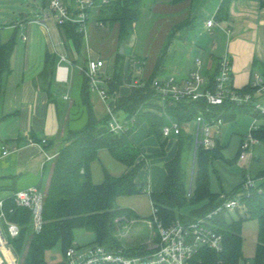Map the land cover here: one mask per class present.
<instances>
[{
	"label": "trees",
	"instance_id": "trees-1",
	"mask_svg": "<svg viewBox=\"0 0 264 264\" xmlns=\"http://www.w3.org/2000/svg\"><path fill=\"white\" fill-rule=\"evenodd\" d=\"M184 1L187 0H171V3L179 4ZM226 5V1L221 5L217 19L226 17ZM142 7L143 0H112L109 5L101 8L98 19L104 23L117 24L120 46L126 45L141 18ZM61 27L66 39H71L77 52L83 55V34L77 30L76 25L66 24ZM17 37L18 30L6 42H2L0 36V123L10 116L3 113L2 100L7 78L12 73L11 60ZM125 58L126 54L119 51L115 71L106 85L110 95L116 94L125 81H132ZM135 58L140 59L138 56ZM55 63L56 57L48 54L43 73L47 80L55 75ZM217 74L218 63L215 70L208 74V89L212 91L215 89ZM156 78L161 77L155 74L147 76L144 78L146 81L144 87H133L129 95L116 98L115 111L137 119L129 130L121 134L110 131L108 113L102 117L96 114L87 76H83L79 93L74 96L76 100L71 104L55 100L62 123L63 116L67 114L71 115L74 121L80 122V125L73 128L69 121L65 128L64 123L62 124L64 126L62 146L52 161L50 177L48 181L43 180L38 185L45 194L41 230L36 231L33 228L32 210L19 206L13 197L7 199L5 203L8 218L20 227V235L11 242L20 264H47L46 252L57 245L61 246L66 255L68 249L74 245L76 229H84L94 234L92 246L99 245L110 251L122 250L125 254L133 256L148 252L149 245L132 248L122 245L121 227L124 223H131L137 215L130 208L119 207L117 200L120 197H131L145 192L144 186L138 184L136 180L140 170L153 155L143 154L132 139V135L140 126L143 124L148 126V135L156 137L160 143V156L166 154L168 138L164 137L162 127L166 124L167 117L161 114L162 108L155 102L157 93L151 87V82ZM255 91L256 88L251 85L241 90L243 93L251 94H255ZM244 113L264 120V114L255 112L253 104L237 105L229 100L221 106H209L204 99H185L166 110L167 116L181 126L192 123L199 115L206 118L221 116L227 123ZM254 134L264 146V123ZM177 138V152L174 158L165 164L167 171L165 186L161 192L150 194L154 206V213L150 219L152 221L157 219V222L165 227L176 221L190 224L205 218L225 200L221 197L222 193L212 192L210 182L214 161L223 158L219 144L212 150L200 147L194 162V134L182 129ZM38 143L42 144L43 140H38ZM51 145L47 140L44 148L47 149ZM102 150L108 151L116 161L122 163L126 167V172L115 176L105 169L103 182L97 184L93 181L92 164ZM190 159L193 160L191 182L188 180V171L185 167V163ZM252 176L258 181L259 188H264V167ZM17 179L16 175H0V194L18 191ZM240 187L241 185L234 188L232 193L225 195L232 197ZM242 201L246 211L237 219L227 212H222L213 219L217 231L223 236V249L216 252L207 247L202 248L189 264H264V190L262 192L253 190L245 195ZM249 220H257L259 225L256 251L251 261L245 260L243 251V227ZM156 236L158 237L157 234Z\"/></svg>",
	"mask_w": 264,
	"mask_h": 264
},
{
	"label": "crops",
	"instance_id": "crops-1",
	"mask_svg": "<svg viewBox=\"0 0 264 264\" xmlns=\"http://www.w3.org/2000/svg\"><path fill=\"white\" fill-rule=\"evenodd\" d=\"M225 1L227 2L226 17L221 20L217 19L218 11ZM99 13L94 16L93 24L92 21L90 23L89 40H92L90 35L94 28L107 25V23L99 21ZM214 16L216 25L212 28H207L205 23L204 31L207 32V35L204 32L198 39V43L194 42L191 46L193 48L197 45L203 51V56L194 61V65L198 71H194L191 66L192 64L187 62V65H189L187 68L186 66L182 67L173 75L178 79H186L191 73L200 72L209 82L208 74H211L215 70L221 57L228 55L233 61L232 85L234 88L242 89L250 85L256 75L264 78V0H219V4L216 6L212 17ZM21 19L23 21L21 20L20 24L12 25L14 30L12 35L16 30L21 28L22 36L20 37V41L17 39L11 60L12 73L7 78L2 100V111L4 114L10 116L0 123V175H16L18 176L17 182L22 179L23 188L18 190L38 186V178H42V181H48L52 162L44 164L43 146L38 143V140L50 141L52 145L46 151L52 155L58 153L62 145L61 139L64 126H62L63 123L55 100L56 102H62L69 96H77L79 93V87L77 90L75 88L78 86L76 75L72 76L69 86L57 83L55 75H52L49 80L43 76L46 69V57L48 54L56 57L55 72L60 57L64 56L69 62H80L85 56V48L83 55L79 54L74 47L73 41L66 39L62 27L58 25L53 16L45 19V12H43L35 19L29 18L25 14ZM97 23L102 25L99 26ZM116 28V40H119L118 25ZM12 35L5 41L2 39L1 41H8ZM24 36L27 37L26 40H24ZM112 50L113 48L106 53H102L98 49L91 47L89 51L91 58H101L106 61L107 72L110 75H113L116 65V56L112 53ZM124 53H127L126 45ZM126 56L128 57L129 55ZM138 57L144 62V70L140 77L145 78L149 76L146 69L147 61L142 55H138ZM197 60L202 62L201 67L196 64ZM131 90L130 82L125 81L120 86L119 91L111 95L110 101H108L110 103L103 102L96 93H93L91 97L94 108L96 107L95 110L101 105L107 111L109 104L115 105V100L118 96L129 95ZM247 115L253 120L254 116L252 114ZM194 125V123H190L182 127L185 132L194 134L191 131ZM222 127L218 134L217 146L219 144L223 158L215 160L214 163L224 159L228 166L232 167L236 165L241 169L238 154L243 135L240 137L236 158L234 160L226 159L224 150L231 140L226 138L228 136L226 133L223 134ZM173 135L174 137L168 140L164 156H160L161 147L157 138L148 135V126L146 124L140 126L132 135V139L142 150L143 154L153 155V157L140 170L136 180L138 184L144 186L145 192L141 195L120 197L117 200V204L121 208L132 209L137 215L129 228L143 223L147 228L151 229L152 234L143 242L133 245L122 243L127 248L157 243L156 228L150 219L154 213L150 194L161 192L165 186L167 177L165 164L174 158L178 146L177 135ZM2 146H6L11 151L9 156L1 157ZM263 156L264 146L259 143L255 147L253 171L254 167L256 169L259 168V162ZM261 162L263 163V161ZM105 169L115 176L126 172V167L122 163L116 161L108 151L102 150L99 153L98 159L92 164V177L95 183L99 184L103 182ZM214 171L217 172L216 169ZM236 176L239 177V172L236 173ZM236 187L238 186L236 185L229 190H225L221 182L222 189L219 193H230ZM232 217L234 219L238 218L234 214H232ZM124 230L120 233V238L126 237L127 231Z\"/></svg>",
	"mask_w": 264,
	"mask_h": 264
},
{
	"label": "built area",
	"instance_id": "built-area-1",
	"mask_svg": "<svg viewBox=\"0 0 264 264\" xmlns=\"http://www.w3.org/2000/svg\"><path fill=\"white\" fill-rule=\"evenodd\" d=\"M111 1L49 0V11L45 12V19L53 16L59 26L76 25L83 37L89 40V28L92 19L101 8L109 5ZM97 25L101 26L102 24L97 23ZM215 25V16L206 22L207 28H212ZM26 39L27 37L24 36V40ZM65 62H68V59L64 56L60 57L55 71V80L57 83L67 86L70 82V69L64 64ZM196 64L199 67L202 66L200 60H197ZM126 65L132 78L130 87H144L146 81L140 77L143 73L144 62L137 58H130ZM86 76L92 93H96L103 102L108 103L111 95L106 85L113 75L107 72L106 61L101 58H90ZM232 81L233 61L228 55L221 57L218 61V74L213 91L208 89V81L200 72L191 73L184 80H179L174 75L154 79L151 82V87L157 93L155 102L162 108L161 114L170 120V124L166 123L162 127L164 137L169 138L172 134L178 135L183 129L177 121L167 116L166 110L185 99H204L209 106H221L226 100L237 105L253 104L255 112L264 114V78L256 75L250 83L256 88L255 94L241 92L242 89L233 87ZM107 113L110 116L109 129L114 134H121L129 130L137 121L134 116L129 117L126 114L117 113L115 105L109 104ZM192 123L196 126L194 133L195 162L196 152L200 147L206 150L217 147L218 134L225 122L221 116L206 118L199 115ZM263 123L264 120L254 116L249 132L241 141L238 159L243 169V180L240 190L232 197L222 194L221 197L225 200L214 212L190 224L176 221L168 227L154 219L153 224L157 227L159 241L149 245L148 252L145 254L133 256L125 254L122 250L110 251L99 245L83 248L74 244L66 252L65 264H189L202 248L207 247L220 252L223 249V236L216 229L213 222L214 217L222 212L235 213L237 217L245 214L246 208L242 198L253 190L258 192L264 190L263 187L259 188L258 181L252 176L255 147L259 144L254 132ZM46 144L47 140H43L41 145L45 156L44 164L52 162L58 155V153L53 155L48 153L44 148ZM10 154L11 151L6 146H2L1 157H7ZM44 196V192L39 186L0 194V264H19V259L11 242L20 235V227L8 218L5 210L7 199L13 197L19 206L32 210L33 228L40 231L43 225Z\"/></svg>",
	"mask_w": 264,
	"mask_h": 264
},
{
	"label": "rangeland",
	"instance_id": "rangeland-1",
	"mask_svg": "<svg viewBox=\"0 0 264 264\" xmlns=\"http://www.w3.org/2000/svg\"><path fill=\"white\" fill-rule=\"evenodd\" d=\"M218 4L219 0H187L179 4H173L171 0H143L141 18L133 36L126 44V55L129 56H126L125 64H127L128 59L135 58V55H142L147 61L146 69L149 76L155 74L163 78L173 75L178 69L185 66L187 68L189 66L187 62L192 64L191 66L194 71H198L197 67L194 65V61L203 56V51L199 46L197 47V45L193 48H191V46L194 42L198 43V39L205 32L206 21L213 16ZM47 11H49L48 0H0L1 39L5 41L12 35L14 31L12 25L20 24L24 14L29 18L35 19L43 12ZM116 26L117 24L107 23L106 26L94 28L90 35L92 40H86L85 37H83L82 44L85 48L83 60H80V62L68 61L64 63L70 69V82L72 76L76 75L78 81V86L75 87L76 90L80 86L83 76H86L87 63L91 58L89 54L91 47L98 49L102 53H106L113 48L112 53L115 54L117 59L120 50V42L116 40ZM21 33L22 29L20 28L18 30V41H20V37L22 36ZM205 33L207 35V32ZM179 80H184V78H179ZM70 82L67 86H69ZM74 100H76L74 96H69L63 102L71 104ZM104 109L105 107L101 105L96 109L98 117H102L107 113ZM63 121L65 128H67L69 121L70 126L73 128H78L80 125V122L74 121L72 116L67 114L63 116ZM252 122V118L244 113L239 115L237 119L227 122L225 126L222 127L223 134L226 133V135H228L226 138L231 140L230 144L224 150L226 159L234 160L236 158L240 137L241 135L244 137L249 132V127ZM166 123L170 124V120L167 118ZM195 130L196 126L194 125L191 128L192 133H195ZM173 137L174 135L172 134L168 140H171ZM257 155L259 156V154ZM261 161H263V163ZM261 161L259 162V166L257 165L259 168L261 165L264 167V156ZM225 162L224 159L215 162L211 169L210 182L211 190L214 193H219L221 191V182L225 190H229L236 185L239 186L242 183V168L240 169L236 165L230 167ZM185 167L188 171V180L191 182L190 178L193 172V160L190 159L189 162L185 163ZM254 168L256 169V167ZM214 169H216L217 172H215ZM255 169L254 171L252 170V174L258 170ZM237 172H239V177L236 176ZM41 181L42 178H38V182L36 180L38 185ZM16 187L17 189L23 188L22 179H20V181L18 180ZM230 193H232V191ZM232 214L236 215L235 213H231V216ZM130 225L131 223H124L121 227L123 230L125 229L124 231H127L126 237L120 238L123 244L133 245L146 241L152 234L151 229L147 228L143 223L133 225L129 228ZM258 229L259 225L257 220H249L244 224L243 251L244 258L247 261H251L255 255ZM94 239V234L84 229H76L74 232V244L80 247L88 248L92 246ZM45 262L47 264H65V254L60 245L46 252Z\"/></svg>",
	"mask_w": 264,
	"mask_h": 264
},
{
	"label": "water",
	"instance_id": "water-1",
	"mask_svg": "<svg viewBox=\"0 0 264 264\" xmlns=\"http://www.w3.org/2000/svg\"><path fill=\"white\" fill-rule=\"evenodd\" d=\"M120 53L121 54H123L124 53V51H125V45L124 44H122L121 46H120Z\"/></svg>",
	"mask_w": 264,
	"mask_h": 264
}]
</instances>
